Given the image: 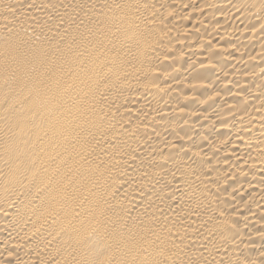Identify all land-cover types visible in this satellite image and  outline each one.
I'll list each match as a JSON object with an SVG mask.
<instances>
[{
  "label": "bare ground",
  "instance_id": "6f19581e",
  "mask_svg": "<svg viewBox=\"0 0 264 264\" xmlns=\"http://www.w3.org/2000/svg\"><path fill=\"white\" fill-rule=\"evenodd\" d=\"M0 264H264V0H0Z\"/></svg>",
  "mask_w": 264,
  "mask_h": 264
}]
</instances>
